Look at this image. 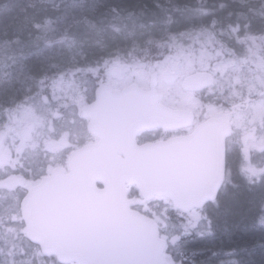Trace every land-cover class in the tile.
Listing matches in <instances>:
<instances>
[{
	"label": "flooded vegetation",
	"instance_id": "af4514ba",
	"mask_svg": "<svg viewBox=\"0 0 264 264\" xmlns=\"http://www.w3.org/2000/svg\"><path fill=\"white\" fill-rule=\"evenodd\" d=\"M149 67L145 66L148 79L141 82L138 79L140 66L131 59L115 60L105 68L93 69L91 75L77 74L78 81H73L71 74L62 75L64 81L56 87L60 90L47 89L40 104L33 99L27 104L16 103L12 112L17 113L13 116L26 111L32 118L41 120L18 121L21 127H13L15 130L6 125L0 128V263L27 264L33 259L32 255L38 253L46 264H61L54 256L43 255L41 247L29 238L25 217L31 192L54 171L68 174L73 168L88 167L93 155L103 150L113 148L122 157L120 151H129L132 144L141 148L183 140L204 123L223 120V117L228 122L229 132L223 138V176L213 200L200 208L183 211L165 196L154 195L145 200L135 185H127V198L131 210L157 224L160 238L167 242L163 252L167 264L246 262L249 255L239 250L240 247L228 254H213L203 249V261H186L180 256L185 253L183 246L193 252L209 247L212 235L217 234L209 227L210 219L220 212L221 202L232 195L255 194L250 224L243 233L264 232V210L259 205V201L264 200V190L258 185L262 178L264 185V89H260L264 84H250L252 95L244 97L239 91L241 87H249V83L242 80L223 89L215 88L217 74L209 66L206 70H189L183 64L177 65V72L170 74L166 68L161 70L160 65ZM115 68L117 71L113 74ZM198 71L210 72L214 83L199 91L184 89V80ZM132 86L137 90H129ZM171 87L175 88L171 90ZM150 90L153 94L149 96ZM165 109L177 114L171 117ZM148 112L161 120V124L135 132ZM223 127L227 125L223 123ZM187 149L191 155H178L177 160L198 161L199 164L205 161L208 165L214 158L206 154L203 147ZM96 187L102 188V185L96 183ZM192 215V223L188 225L185 219ZM201 220L206 223V231H200L198 225L190 226ZM202 240L204 245H197ZM229 249L224 248V251ZM259 252L256 246L252 254Z\"/></svg>",
	"mask_w": 264,
	"mask_h": 264
},
{
	"label": "trees",
	"instance_id": "16d2710c",
	"mask_svg": "<svg viewBox=\"0 0 264 264\" xmlns=\"http://www.w3.org/2000/svg\"><path fill=\"white\" fill-rule=\"evenodd\" d=\"M250 6L232 0H55L47 5L31 0L21 7L18 0H0V41L29 38L45 19L56 20L61 26V39L57 38L50 50L20 55L24 61L12 67V80L0 84V105L27 104L32 99L40 104L47 89L60 90L53 84L55 76L71 74L73 81H78L77 74L91 75L93 69L105 68L115 60L158 59L157 52L167 54L178 47L201 50L214 39L212 23L230 35L227 52H232L234 60H244L233 71L249 83V87H241L240 94L250 96V84H264L261 70L253 65L254 60L264 59V46L256 43L257 37L264 38V19L239 17ZM127 15L136 19L138 28L129 30L116 20ZM211 66H215L214 60ZM254 195H232L222 201L221 210H228L225 231L213 234L208 248L193 252L183 246L185 253L180 257L203 261V249L228 254L240 247L249 255L244 264H264V232L243 233L250 224ZM199 242L197 245H204L203 240ZM256 246L258 255L252 254ZM227 247L231 249L224 251Z\"/></svg>",
	"mask_w": 264,
	"mask_h": 264
},
{
	"label": "water",
	"instance_id": "95a60500",
	"mask_svg": "<svg viewBox=\"0 0 264 264\" xmlns=\"http://www.w3.org/2000/svg\"><path fill=\"white\" fill-rule=\"evenodd\" d=\"M213 82L211 73L200 71L184 80V89L199 91ZM151 94L152 90L147 92ZM165 113L177 114L170 109ZM159 124L161 120L148 112L135 132ZM228 132L225 117L212 119L183 140L141 148L132 144L129 151H120L122 157L113 148L103 150L93 155L88 167L73 168L68 174L54 171L28 199L29 238L61 264H166L162 256L166 241L151 218L130 209L127 185H135L145 200L158 195L183 211L202 207L214 199L221 182L223 138ZM193 146L206 149L214 156L212 161L206 160L207 165L177 160L178 155H191L187 148Z\"/></svg>",
	"mask_w": 264,
	"mask_h": 264
},
{
	"label": "rangeland",
	"instance_id": "374dc122",
	"mask_svg": "<svg viewBox=\"0 0 264 264\" xmlns=\"http://www.w3.org/2000/svg\"><path fill=\"white\" fill-rule=\"evenodd\" d=\"M21 1H28V0H21ZM40 4L47 5V3H53L55 0H35ZM236 3H239L240 5H251L248 8V11L246 13H241L239 15L240 19H245L249 17H259L264 19V0H232ZM20 5L22 2H19ZM254 4H257L254 6ZM116 20L119 21L124 27L128 28L129 30H134L137 27V21L132 15H127L125 17L117 16ZM87 25L90 26L88 22H86ZM91 27V26H90ZM138 28V27H137ZM210 28L212 30V33L214 35V39L209 42L207 47L202 48L201 50L198 49H192L191 48H184V47H178L175 50H172L171 52L165 54L166 52H157L160 54V58L155 59H140L138 57H132L131 60L133 61V64H136V66H140V73L138 79L141 82H146L148 79V74L146 73L145 66H147V69H149L151 65L157 64L161 66V70L166 68L168 69V73H172L176 70L177 72V65H184L189 70H193L194 68H202V70H206L208 66H211V60H214L215 66L212 67L213 70L217 74V80H215V88L223 89V87H226L227 85H233L234 83L241 82V78L238 77L237 71H233L236 69V67H240V65L244 62L243 59L240 58V60H234V57H232V52H227V49L230 45V35L224 30L219 29L215 26L214 23L210 25ZM61 29V26L59 25V22L56 20H47L45 19L42 24H39L35 28V34L29 38H15L13 40H2L0 41V84L2 83H8L12 80V67L16 65L17 62L24 61V59H20V55H24L26 53L31 54L35 51H47L50 50L52 45L55 43L57 38L61 39V36L59 35V31ZM258 46H264V38L263 37H257L256 41ZM216 48H213L215 45ZM214 49V50H212ZM210 50V51H209ZM37 51V52H38ZM212 51V52H211ZM256 68L261 70L262 75L264 76V59L258 58L254 60L253 63ZM179 67V66H178ZM138 70V71H139ZM251 70H253L251 68ZM117 69L115 68L113 74H116ZM160 71V70H159ZM234 72V73H233ZM128 78V74L126 76ZM251 79V78H250ZM53 84L55 83V86L58 87L59 83L64 81L63 77H57L55 76L53 78ZM264 82V78H263ZM175 87H171V90ZM237 90V88H235ZM237 92V91H236ZM15 104H12L8 107H4L0 105V128H4L8 126L10 129L20 128L18 121L27 122L28 119H31L30 121L38 122L41 120L39 117H31L29 113L26 111H21L19 115H15L17 112H11L14 110ZM264 111V109H263ZM11 116H13L11 118ZM4 118H6L8 121H5ZM8 124V125H7ZM6 125V126H4ZM16 126V127H15ZM15 127V128H13ZM246 135V133H245ZM263 179V178H262ZM261 179V182L258 184L260 189L264 190L263 180ZM260 209L264 210V200L259 201ZM237 205H234L233 207H236ZM226 209V208H225ZM228 210H220L219 213L215 214L216 216L210 219L209 227L212 232L214 231H220L224 232L226 227V222L224 221V218L227 215ZM197 215V214H194ZM187 217L185 219V222L189 225V222L192 223V217ZM225 216V217H224ZM194 225H198L200 228V231H206L208 228L205 227L206 223L201 220L198 224H190V226L194 227ZM235 227H238L235 226ZM246 228V227H245ZM244 229V227H243ZM210 234V233H206ZM256 245V244H255ZM31 262L29 261L27 264H46L38 253H35L32 255ZM4 264V263H0Z\"/></svg>",
	"mask_w": 264,
	"mask_h": 264
},
{
	"label": "bare ground",
	"instance_id": "6f19581e",
	"mask_svg": "<svg viewBox=\"0 0 264 264\" xmlns=\"http://www.w3.org/2000/svg\"><path fill=\"white\" fill-rule=\"evenodd\" d=\"M19 2H22V4H21V7L25 4V5H28L30 2H31V0H28V1H21V0H18V3ZM20 4V3H19Z\"/></svg>",
	"mask_w": 264,
	"mask_h": 264
}]
</instances>
